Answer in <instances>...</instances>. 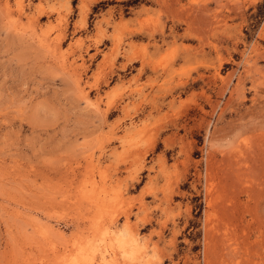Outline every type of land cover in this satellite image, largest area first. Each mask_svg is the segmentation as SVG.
Here are the masks:
<instances>
[{
    "label": "rangeland",
    "instance_id": "rangeland-1",
    "mask_svg": "<svg viewBox=\"0 0 264 264\" xmlns=\"http://www.w3.org/2000/svg\"><path fill=\"white\" fill-rule=\"evenodd\" d=\"M65 249L264 264V0H0V264Z\"/></svg>",
    "mask_w": 264,
    "mask_h": 264
},
{
    "label": "bare ground",
    "instance_id": "bare-ground-1",
    "mask_svg": "<svg viewBox=\"0 0 264 264\" xmlns=\"http://www.w3.org/2000/svg\"><path fill=\"white\" fill-rule=\"evenodd\" d=\"M112 221H114V220H112ZM77 249H78V252L80 253V248H77ZM90 251L91 252H88V255L87 254H83L82 258H80L78 254L71 253V252H69L68 250L65 249L63 253L55 255L54 259H53V261H51V263L53 262L52 264H95V262H96L95 261L96 260L95 251L94 250H90ZM100 255H101V258L104 259V261H105L106 254H105L104 250H102L100 252Z\"/></svg>",
    "mask_w": 264,
    "mask_h": 264
}]
</instances>
